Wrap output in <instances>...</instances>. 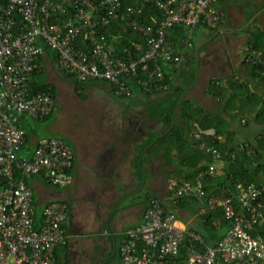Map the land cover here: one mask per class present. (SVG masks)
Segmentation results:
<instances>
[{
  "label": "built area",
  "instance_id": "obj_1",
  "mask_svg": "<svg viewBox=\"0 0 264 264\" xmlns=\"http://www.w3.org/2000/svg\"><path fill=\"white\" fill-rule=\"evenodd\" d=\"M140 1L156 9L162 20L153 15L146 17L148 22L142 20L143 7L125 5V0H0V264H58L56 248L69 243L65 227L68 204L56 201L47 205L36 229L34 192L26 179L40 176L52 187L67 188L75 161L73 145L63 136L42 137L28 156L22 154L27 141L22 124L28 119L43 120L57 105L51 90L34 92L31 86L45 48L57 54V70L73 74L80 86L100 81L112 85L116 96L130 97L132 80L145 94H161L170 90L162 65L176 66L191 58L180 53L169 33L186 29L179 45L192 50L194 31L201 27L215 30L227 23L219 6L225 0ZM68 10H73L72 14L63 18ZM57 17L62 20L53 22ZM113 21L140 34L143 43L132 42L133 50L123 47L121 56L115 54L109 40L117 36L102 32ZM80 35L92 52L73 46ZM247 61L264 68L261 52L250 51ZM259 72L264 75V70ZM200 138L197 134L196 139ZM200 148L212 163L194 182L171 180L169 200L174 204L183 199L205 200V213L221 207L229 221L224 238L211 245L199 233L180 229L176 215L167 210L162 199L152 198L144 222L127 229L122 237V264H168L184 242L189 250L188 264H264V241L252 235L264 219L259 202L264 185H237L241 215L236 214L230 198L212 196L207 200L204 181L215 173V162L223 154L205 143ZM230 157L235 160L236 154Z\"/></svg>",
  "mask_w": 264,
  "mask_h": 264
},
{
  "label": "crops",
  "instance_id": "obj_2",
  "mask_svg": "<svg viewBox=\"0 0 264 264\" xmlns=\"http://www.w3.org/2000/svg\"><path fill=\"white\" fill-rule=\"evenodd\" d=\"M228 2L234 7L229 16L224 10ZM245 7L251 8L249 14L245 13ZM221 9L227 17L226 25L214 33L198 30L195 36L201 34L203 43L197 45L193 37L195 52L179 65L185 72L176 75L170 72L168 79L175 88L193 78V83L184 91L183 100L191 101L193 108L201 107L212 116L208 130H199L194 122L198 130L194 131L191 126L187 142L180 146L164 142L174 126L188 124L178 112L182 100L178 107V102L175 105L171 125H166L161 110L171 106V102L165 100L168 92L152 97L141 95L131 102L120 101L119 106L101 102L103 118L96 122L95 134L85 137L84 142L74 148L71 184L57 189L40 176L28 181L34 192L38 220L41 221L43 209L52 202L64 201L69 206L65 223L69 243L67 247L57 248L60 264H122L118 258L122 237L127 229L144 222V213L152 198L162 199L167 210L176 215L180 229L198 231L212 245L224 238L228 228L219 231L203 228L204 202L188 200L174 204L169 200L168 191L171 180L187 181L196 170L188 165L202 162L200 156L206 153L200 148L203 142L199 145L194 142L204 136H216L214 127L220 130L219 138L226 145L234 140L237 145L246 142L254 147L257 140L264 139V84L253 78L251 66L244 63L249 39L258 30L264 33V0H226ZM257 51L264 54L261 49ZM192 62L195 76L188 77ZM49 67L56 70V63L45 54V72ZM47 82L51 83L48 77ZM213 83L217 88H211ZM237 84L243 85V89ZM89 86L98 89L101 84ZM250 94L257 97L251 98ZM193 108L188 107L190 112ZM26 130L31 144L29 155L42 137L28 126ZM209 131L212 133H207ZM195 132L200 134V139H196ZM215 167V173L204 181L206 188L218 187L227 179L224 160L216 161Z\"/></svg>",
  "mask_w": 264,
  "mask_h": 264
},
{
  "label": "trees",
  "instance_id": "obj_3",
  "mask_svg": "<svg viewBox=\"0 0 264 264\" xmlns=\"http://www.w3.org/2000/svg\"><path fill=\"white\" fill-rule=\"evenodd\" d=\"M225 2H226V0L224 2H222L219 6L221 7L222 4H224ZM133 3L141 5L143 7L144 13L141 16L142 20H146L147 19L146 17L149 18V16H151V15L155 16L158 21L162 20V15L156 9H154L152 6L146 5L145 3L141 2L140 0H125V2H124L125 5L133 4ZM72 11L73 10H68L67 13L63 16V18L71 15ZM58 18L60 20H62V17H57V18H53V22H55V20ZM98 18H100V17L98 16ZM148 21L149 20L147 19L146 22H148ZM223 27L215 29V30L207 29L205 27H201L198 30L207 29L211 33H214L216 31L222 29ZM102 32L106 36L109 34H112L113 36H117V39H115V40L110 39L109 43L112 45V48L115 51V54L120 55V56H121L123 47H129L133 50V47L131 46L132 42H138L141 44L143 43L142 42L143 39H142V36L140 34L134 32L132 29H129V28L123 26L118 21H113L111 23V25L104 28L102 30ZM169 34L171 35V38L173 39V41H175V45L177 46V48H179V51L182 55L184 53H188V54H190V56H191V54H194L195 47H193L192 50H188V49H184L183 47H181L179 45V39L187 34L186 29L177 28L175 31L170 32ZM73 46L76 49H83L87 52H92L91 51L92 46L88 42H86L82 39V35H80L73 42ZM248 47H249L248 48L249 51L246 52V54H245L244 63H245V65L251 66L253 78L259 80L260 83L264 84V75H262L259 72V69L262 71V70H264V68H262V67L258 68L256 66L250 64L247 61V55L249 54L250 51H254V50L257 51V50L261 49L264 52V33L258 30L255 34H253L252 37L248 41ZM182 49H183V52H182ZM45 54L50 56L52 61H54V63L57 64L58 56L54 51H52L48 48H45ZM179 65L171 66V67L166 66V65H162L163 71L165 73V82L169 86V89H170L168 91V96L166 97L165 100L170 101L171 106H169L167 108L166 107L163 108L165 110V113H163L164 110L161 108L162 114L163 115L165 114L164 121H165L167 126L171 125V120H172V116L174 113L176 103L181 98V96L183 95L186 88L193 83V78H192V80H190V82H188V80H184L182 83L177 84V86L175 88H174L175 85L171 86L170 83H168V79L170 77L169 76L170 72H172L175 75H176V73L181 74V73L185 72L184 70L180 69ZM191 65H192L191 70H190L191 72L187 73L188 77H190L191 74H192V77L195 76V63L192 62ZM38 66H39V72H35L33 78L31 79V86H32L34 92L51 90L52 94L55 96V99L57 100V89H56V87L53 84L47 82L46 72L43 68V56H41V58L39 59ZM62 76L73 84L75 92L78 93V95L82 96V97H86V91L88 89L87 86H89L91 84L92 85H99V84L106 85L108 87L110 95L113 98H115L116 100L123 101V102H131L134 98L141 96V95H145L147 97L160 95V94H157V95L145 94L143 90H140L134 83L130 82L132 80L129 81V84H130L129 86H131L133 88L132 96L123 97V96H116L114 94V87L108 83H104V82H100V81H92L90 83H87L86 86L85 85L80 86L77 83V81L75 80V76L73 74H62ZM214 84L215 83H213V85H211L212 89L217 88ZM237 87L243 89V85H241V84H237ZM246 91L250 92L248 89ZM211 93H213V92H211ZM249 97L256 98L257 95L250 94ZM220 99L222 100L224 98H220ZM263 102H264V100H263ZM188 107L191 110V108H193V103H191V101H188V100H183V102L181 103L180 108L178 110L179 115H181V117H183L185 120H188V121H186L188 124L185 126H180V125L174 126V128H172L171 132L163 139L164 142L166 140L171 141L170 144H172V145L176 144L178 146L184 144V142H187V140L189 139L192 129L194 131L198 130L196 127L193 126L194 122H196L199 125V130L200 129L201 130H208V128L211 127L209 122H210L212 116L209 113H205V111L203 109H201V107L200 108L194 107L193 110L190 112ZM56 110H57V105H56L55 111ZM55 111L51 115H49L48 117L44 118L43 120H35V121H39V122L48 121L54 115ZM198 117H200V119H198ZM25 122L22 124V126L25 129H27V125L25 124ZM191 126H193L192 129H191ZM212 126L214 127V125H212ZM214 128L216 131V136H204L201 141H198V142L196 141V143L193 141L194 145H196V144L199 145L200 143H202V142L204 143V141H206L207 142V144L205 143L206 145L214 146L216 149H218L223 154V158L221 160H224V162L226 164V170H227V174H228L226 181L224 183H221L218 187H215V188L204 187L205 192H206V199L208 200L212 196H217L219 199L230 198L233 201V206L235 207L236 214L241 215L243 212V209H242V206L239 202V197H238L239 196V190L237 189V185L242 184L244 187H247L248 185L253 184L259 188L264 185V139L257 140L258 144H256L254 147L250 143H246V142L237 145V144H235L234 140H231L229 142V145H226V144H223V142H221V140L219 138L220 135L222 134L220 132V130L217 127H214ZM26 132H27V130H26ZM195 133L192 136L193 139H194ZM26 137H27V141H26L24 151H30L31 144H30V140H29L30 137H29L28 133H27ZM246 145L248 146L249 149L246 148ZM241 146L245 147L246 149H244V151H240L239 148ZM233 152L236 154L235 160H231L229 158ZM248 152H249V155H248ZM25 156H28V155H25ZM200 159L202 162H200L198 165H196V166L193 164L188 165V167H191V169L196 168V170L192 173V175L188 176L189 179H187V181H179L180 183L194 182L196 180L197 175L200 172L206 171L208 169V167L210 166V164L212 163V158L207 153H204V155L200 156ZM71 172H72V170H71ZM16 176H17V179L21 178V176L18 172L16 173ZM29 180H30V178L26 179V182L28 183ZM188 200H190L191 202H194V201L198 202L196 199L191 198V199H183L178 204H181L184 201H188ZM204 202H205V200H204ZM259 202L262 203V205H263L262 211L264 213V192L260 196ZM201 220L203 223L202 224L203 228H205V229L211 228L214 231L227 229L229 226V221L225 218L223 209L221 207H217L216 209L207 212L206 214H204L202 216ZM34 225H35L36 229H38L40 226V220H38V218L36 217V213L34 216ZM196 233H199V232L197 231ZM252 235L254 237L260 238L264 241V219L258 225L257 229L252 232ZM205 240H206V238H205ZM206 241L209 242L208 240H206ZM210 244L212 245V243H210ZM67 246L68 245L59 246V247H67ZM59 247H57V248H59ZM57 248L55 250V255H56V259H57L58 264H60V262L58 261V257H57ZM188 253H189V250H188L187 244H186V242H184L180 247L179 254L173 258H170L168 260V264H188ZM118 258L120 260L119 254H118ZM114 259H117V256H115ZM120 262H121V260H120ZM220 264H225V263H220Z\"/></svg>",
  "mask_w": 264,
  "mask_h": 264
},
{
  "label": "rangeland",
  "instance_id": "obj_4",
  "mask_svg": "<svg viewBox=\"0 0 264 264\" xmlns=\"http://www.w3.org/2000/svg\"><path fill=\"white\" fill-rule=\"evenodd\" d=\"M232 5V2H228L224 6V10L228 16L233 11L232 9H234ZM250 9V7H245V13L249 14L251 12ZM253 26L254 24H251V27ZM196 33L197 31H194L192 37ZM195 37L197 45H201L203 43L202 35L199 34ZM196 72L197 74L199 73V68ZM46 73L49 82L57 88V110L48 121L27 120L28 128H31L39 137L65 136L75 148L84 142L85 137L95 134L94 130L97 128L96 122L103 118L101 116V102L111 103L114 106L120 105V101L110 95L106 85H101L98 89L92 87L94 90L90 86H87L86 97H82L74 91L73 84L65 79L57 68L55 70L49 67ZM115 108L114 110L116 111L117 109ZM114 114L116 116V113H113V116ZM28 153L27 151L22 152L23 155H27Z\"/></svg>",
  "mask_w": 264,
  "mask_h": 264
},
{
  "label": "water",
  "instance_id": "obj_5",
  "mask_svg": "<svg viewBox=\"0 0 264 264\" xmlns=\"http://www.w3.org/2000/svg\"><path fill=\"white\" fill-rule=\"evenodd\" d=\"M198 69V68H197ZM186 93H184L182 96H181V99L178 101L177 103V107L180 105L181 101L184 99V96H185Z\"/></svg>",
  "mask_w": 264,
  "mask_h": 264
}]
</instances>
